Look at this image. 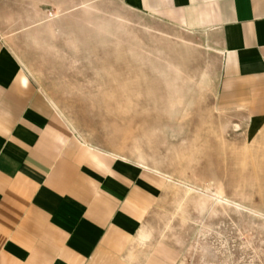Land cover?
Segmentation results:
<instances>
[{
	"label": "rangeland",
	"instance_id": "obj_1",
	"mask_svg": "<svg viewBox=\"0 0 264 264\" xmlns=\"http://www.w3.org/2000/svg\"><path fill=\"white\" fill-rule=\"evenodd\" d=\"M62 1L0 0L11 54L82 137L177 178L155 225L181 264H264V180L241 116L213 107L216 57L122 0Z\"/></svg>",
	"mask_w": 264,
	"mask_h": 264
},
{
	"label": "crops",
	"instance_id": "obj_2",
	"mask_svg": "<svg viewBox=\"0 0 264 264\" xmlns=\"http://www.w3.org/2000/svg\"><path fill=\"white\" fill-rule=\"evenodd\" d=\"M122 2L216 57L213 107L241 116V168L264 180V0ZM176 181L82 137L0 36V264H181L155 225Z\"/></svg>",
	"mask_w": 264,
	"mask_h": 264
}]
</instances>
